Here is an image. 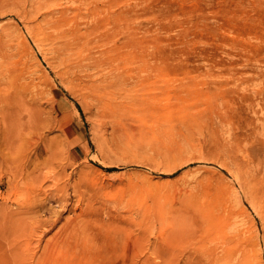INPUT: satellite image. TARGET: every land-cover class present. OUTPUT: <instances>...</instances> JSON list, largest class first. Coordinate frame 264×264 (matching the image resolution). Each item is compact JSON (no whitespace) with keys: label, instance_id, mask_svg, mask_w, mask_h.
<instances>
[{"label":"rangeland","instance_id":"rangeland-1","mask_svg":"<svg viewBox=\"0 0 264 264\" xmlns=\"http://www.w3.org/2000/svg\"><path fill=\"white\" fill-rule=\"evenodd\" d=\"M3 74L0 264H264V0H0Z\"/></svg>","mask_w":264,"mask_h":264},{"label":"bare ground","instance_id":"bare-ground-1","mask_svg":"<svg viewBox=\"0 0 264 264\" xmlns=\"http://www.w3.org/2000/svg\"><path fill=\"white\" fill-rule=\"evenodd\" d=\"M20 5V4H19ZM17 6V5H16ZM38 6V5H37ZM15 7V6H14ZM20 7H22L21 5L18 7V8H20ZM25 7V6H24ZM34 8V7H33ZM65 35H62V38L64 37ZM60 38V37H59ZM62 38L60 39V40H62ZM58 39V38H57ZM59 40V39H58ZM65 40V39H64ZM64 40H62V42L64 41ZM66 40H67V38H66ZM36 42H38V41H36ZM69 42V41H68ZM39 43V42H38ZM47 43V42H46ZM64 43V42H63ZM67 43V41H65V44ZM74 43V42H73ZM52 44V43H51ZM64 44V45H65ZM87 44H88V41L87 40H78V41H75V43L74 44H72V45H67L66 47H65V50L67 49V50H69L70 49V47H71V49L73 50V49H77V51H79L80 53L79 54H81V53H83L82 52V49L81 48H85V47H87ZM39 45V44H38ZM41 45V44H40ZM56 45H57V43H56ZM61 45V44H60ZM64 45L62 46V47H64ZM53 46V45H52ZM54 47H56V46H54ZM53 47V48H54ZM57 47H59V44L57 45ZM52 49V48H51ZM58 49V48H57ZM64 49V48H63ZM62 49V50H63ZM71 49L69 50V51H71ZM78 49H80V50H78ZM53 50V49H52ZM62 50H59V53H61V52H63ZM64 50V51H65ZM85 50V49H84ZM58 53V52H57ZM58 53V54H59ZM56 54V53H55ZM57 54V55H58ZM62 54V53H61ZM66 54V53H65ZM71 54L72 55H70V56H73V52H71ZM78 54V53H77ZM77 54L76 55H74V57L76 56V57H78L77 56ZM78 54V55H79ZM54 55V54H53ZM59 56V55H58ZM57 56V58H59V59H62V58H60V57H58ZM69 55H66V58L68 57ZM81 56H83V55H81ZM56 57V56H55ZM62 57H64L63 55H62ZM74 57H72V58H67V59H65V61L66 60H68V59H73ZM79 58V57H78ZM52 59H53V56H52ZM51 59V60H52ZM81 59V58H80ZM58 60V59H57ZM82 60V59H81ZM53 61V60H52ZM60 61V60H59ZM62 61V60H61ZM64 61V60H63ZM72 61V60H71ZM57 62V61H56ZM72 63H74V61L73 62H71L70 64L72 65ZM76 63V62H75ZM58 64H59V62H58ZM62 64H65V63H62ZM69 64V65H70ZM77 65L79 64V63H76ZM83 64V63H82ZM82 64H80V65H82ZM84 65V64H83ZM60 66H62L61 64H60ZM65 66V65H64ZM74 66H75V64H74ZM63 67V66H62ZM73 67V66H72ZM78 67V66H77ZM77 67H75V68H77ZM63 68H66V66L65 67H63ZM83 68V66H81V68L80 67H78V71L79 72H81V71H83V70H81ZM67 70L69 69V68H66ZM71 69V68H70ZM72 70H74V68H72ZM63 71H64V69H63ZM65 73H67V71H64ZM76 73V72H75ZM7 75V74H6ZM5 74H3V76H1V79H0V117H1V120H3V121H5V123H7L8 122V124L6 125L7 127H6V131H7V134H8V138H7V141L8 142H13L14 143V140H16L17 141V143H18V151L19 152H22V151H20L21 149V146H23L24 147V145H25V143H29V141H28V138L30 137V133H31V131L33 132V129H34V126H35V124H36V121H37V119H39L40 120V117H39V115H40V112H41V108L39 107V105L37 104V102H36V98H37V96L35 97V95H37V94H35V92H34V94L31 92V90L29 91V90H27V89H23V88H21L20 86H15L13 83H12V81L13 80H15L16 81V79H14V78H9V77H15L14 75L15 74H11L12 76H9V77H7ZM5 76L7 77L6 79H4L5 78ZM80 78V77H79ZM8 79V80H7ZM3 85V86H2ZM20 87V88H19ZM103 89V88H102ZM106 89V88H105ZM99 91L101 90V89H98ZM97 90V91H98ZM40 91V90H39ZM96 92V91H95ZM105 92H103V94H104ZM107 93V92H106ZM100 94H102V93H100ZM39 95H41V93L39 94ZM107 95V94H106ZM95 96H97V97H95L96 98V101H98L99 103H100V105L99 106H102L101 104H103L104 105V101H103V99H101L100 98V95L99 94H96ZM102 97H103V95H101ZM106 97V96H105ZM109 97V96H108ZM110 97H112V95L110 96ZM39 98V97H38ZM106 99H107V101H108V98L106 97ZM105 99V100H106ZM110 99H112V98H110ZM109 99V100H110ZM4 124V123H3ZM27 136H28V138H27ZM30 139H32V138H30ZM15 141V142H16ZM38 141V140H37ZM36 141V142H37ZM30 142H31V140H30ZM32 143H34V142H32ZM58 145V144H57ZM10 147H12V145L10 146ZM22 147V148H23ZM7 148H9V147H7ZM25 148V147H24ZM39 149V148H38ZM51 149H53V148H51ZM27 150V149H26ZM8 151V150H7ZM6 151V152H7ZM62 151V150H61ZM15 152V150L13 151V153ZM9 153V152H8ZM12 153V154H13ZM23 153V152H22ZM7 154V153H6ZM16 154V153H15ZM1 156L2 157H4L2 154H1ZM34 157H31V154L30 155H28L27 157H25V158H23V161H22V163H21V171L20 172H22V175L27 179V178H29V177H31L32 175H33V173L35 172V170H36V168L38 167V163L39 162H37L36 161V157H38V153H35L34 155H33ZM54 155H52V157H53ZM14 157V156H13ZM45 157V156H44ZM54 158V157H53ZM5 159V158H4ZM8 159V158H7ZM10 159V158H9ZM12 159V158H11ZM10 159V160H11ZM35 159V160H34ZM45 159V158H44ZM47 160V159H46ZM8 161V160H7ZM14 161H16V160H14ZM40 161V160H39ZM44 161V160H43ZM4 162H5V160H4ZM9 162H11V161H9ZM8 162V163H9ZM17 162V161H16ZM20 162V161H19ZM18 162V164L20 165V163ZM45 162V161H44ZM6 164H7V162H5ZM47 163V162H46ZM45 164V163H44ZM6 166V165H5ZM4 166V167H5ZM12 166V164L10 165V167ZM7 167V166H6ZM9 167V170L11 169ZM17 167H18V165H17ZM40 167V166H39ZM13 168H16V166L14 167L13 166ZM20 169V168H19ZM8 170V171H9ZM15 170V169H14ZM14 170H13V172H14ZM11 171V170H10ZM39 172V171H38ZM37 172V173H38ZM42 172V171H41ZM60 172V171H59ZM15 174H17V173H15L14 172V176H15V178H18V177H16V175ZM59 174V173H58ZM12 175H13V173H12ZM18 175V174H17ZM19 176H20V174H19ZM34 176V175H33ZM33 176H32V178H33ZM58 176V175H57ZM56 177V176H55ZM30 179V178H29ZM36 179V178H35ZM32 181H33V179H31ZM31 180H29V181H31ZM22 181H23V179H22ZM32 184H34V182H31ZM36 184V183H35ZM34 184V185H35ZM32 187V186H31ZM34 187V186H33ZM32 187V188H33ZM31 190V189H30ZM31 196H32V194H31ZM29 198V197H28ZM31 198V197H30ZM30 203V202H29ZM32 203V202H31ZM30 203V204H31ZM25 207H27V206H25ZM29 208V207H28ZM18 209V208H17ZM22 211V210H21ZM18 213V212H17ZM16 213V214H17ZM25 213V212H24ZM18 215V214H17ZM21 215V214H20ZM22 216V215H21ZM20 216V217H21ZM40 218H37L36 219V221H38ZM54 220V219H53ZM36 224V223H35ZM38 225V224H37ZM49 225H50V223H49ZM34 226H36V225H34L33 224V227ZM38 227H39V225H38ZM61 227V226H60ZM35 228V227H34ZM18 229V228H17ZM38 229V228H37ZM49 229L47 228V230H43V233H46V231H48ZM62 230V229H61ZM24 232V231H23ZM26 232H27V230H26ZM33 232H34V230H33ZM28 233V232H27ZM30 233V232H29ZM41 233V232H40ZM32 234H30V236H31ZM35 236V235H34ZM37 236V235H36ZM37 238H39V237H37ZM41 238V237H40ZM33 240V239H32ZM74 240L75 241H79V238H77V237H74ZM61 243L60 244H62V240L60 241ZM33 243V242H32ZM247 244H249V243H247ZM67 245H69V243H67ZM76 245V244H75ZM75 245H73V246H75ZM22 246V244H19L17 247H16V249H14L15 251H16V253H18V249L20 250V247ZM253 247V246H252ZM6 252V251H5ZM12 252V251H11ZM9 253V252H8ZM4 255H5V253H4ZM6 255H7V253H6ZM10 255V254H9ZM19 256V255H18ZM4 257V256H3ZM33 257V256H32ZM7 258H8V255H7ZM64 263V262H63Z\"/></svg>","mask_w":264,"mask_h":264}]
</instances>
